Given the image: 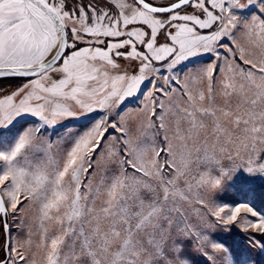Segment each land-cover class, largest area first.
Masks as SVG:
<instances>
[{
  "label": "snow or ice",
  "instance_id": "snow-or-ice-1",
  "mask_svg": "<svg viewBox=\"0 0 264 264\" xmlns=\"http://www.w3.org/2000/svg\"><path fill=\"white\" fill-rule=\"evenodd\" d=\"M258 202L264 0H0V264H261Z\"/></svg>",
  "mask_w": 264,
  "mask_h": 264
},
{
  "label": "rangeland",
  "instance_id": "rangeland-1",
  "mask_svg": "<svg viewBox=\"0 0 264 264\" xmlns=\"http://www.w3.org/2000/svg\"><path fill=\"white\" fill-rule=\"evenodd\" d=\"M75 122H70V125L69 127L72 128L74 127L72 124H74ZM227 195L229 197H232L234 199H244L246 198L245 194L243 193H235V192H232V191H229L227 193ZM258 207H264V205H261L257 204ZM224 238L229 242V243H236L237 245H244L245 242H246V237L244 236L243 233L239 232L237 229H233L230 233L228 232H223L221 233ZM261 264H264V260L261 261Z\"/></svg>",
  "mask_w": 264,
  "mask_h": 264
}]
</instances>
